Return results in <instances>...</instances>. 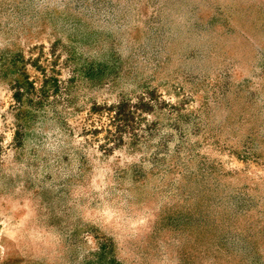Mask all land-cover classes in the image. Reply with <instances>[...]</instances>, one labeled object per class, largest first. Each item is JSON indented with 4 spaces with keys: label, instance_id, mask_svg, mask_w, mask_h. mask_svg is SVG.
Listing matches in <instances>:
<instances>
[{
    "label": "rangeland",
    "instance_id": "obj_1",
    "mask_svg": "<svg viewBox=\"0 0 264 264\" xmlns=\"http://www.w3.org/2000/svg\"><path fill=\"white\" fill-rule=\"evenodd\" d=\"M0 264H264V0H0Z\"/></svg>",
    "mask_w": 264,
    "mask_h": 264
}]
</instances>
